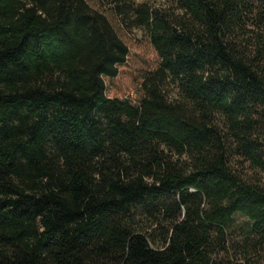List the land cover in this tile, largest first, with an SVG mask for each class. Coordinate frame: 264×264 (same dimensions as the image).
Listing matches in <instances>:
<instances>
[{
    "label": "trees",
    "instance_id": "1",
    "mask_svg": "<svg viewBox=\"0 0 264 264\" xmlns=\"http://www.w3.org/2000/svg\"><path fill=\"white\" fill-rule=\"evenodd\" d=\"M0 264H264V0H0Z\"/></svg>",
    "mask_w": 264,
    "mask_h": 264
},
{
    "label": "rangeland",
    "instance_id": "2",
    "mask_svg": "<svg viewBox=\"0 0 264 264\" xmlns=\"http://www.w3.org/2000/svg\"><path fill=\"white\" fill-rule=\"evenodd\" d=\"M136 2L149 1L155 6H166L169 0H134ZM138 44L130 50L125 65L119 68L116 78H106L107 95L109 97L130 98L136 100L139 96V85L147 70L154 69L158 64V57L148 40L140 37Z\"/></svg>",
    "mask_w": 264,
    "mask_h": 264
}]
</instances>
